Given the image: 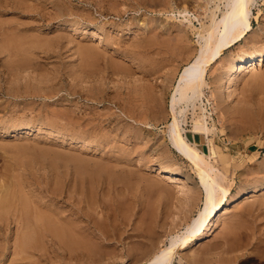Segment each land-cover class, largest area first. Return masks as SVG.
<instances>
[{"label":"rangeland","instance_id":"obj_1","mask_svg":"<svg viewBox=\"0 0 264 264\" xmlns=\"http://www.w3.org/2000/svg\"><path fill=\"white\" fill-rule=\"evenodd\" d=\"M211 1L0 0V196L11 205L2 204L1 196L0 264H144L203 208L200 179L172 147L168 130L174 83L200 48L198 34L202 24L210 23L205 7L213 6ZM184 9L192 27L177 13ZM253 12L248 39L227 50L204 90L213 112L214 164L234 197L264 184V65L237 74L238 90L227 99L222 120L223 106L213 110L220 97L211 99L212 105L206 99L216 91L213 79L227 69L229 59L264 50V0H256ZM142 43L152 44L145 48ZM199 111L190 108L184 128L188 139L209 154L206 135L190 131ZM8 123L9 133L1 132ZM28 129L30 135L17 132ZM81 141L92 142V148L78 147ZM160 164L190 179L157 175L152 168ZM263 186L258 197L231 206L201 248L186 250L174 264H264ZM26 206L36 217L35 222L30 216L28 225L55 222L69 228L77 223L71 227L83 235H75L70 250L41 232L35 246L22 249L24 229L15 220ZM48 210H56L57 217ZM25 252L34 258L25 259Z\"/></svg>","mask_w":264,"mask_h":264},{"label":"bare ground","instance_id":"obj_2","mask_svg":"<svg viewBox=\"0 0 264 264\" xmlns=\"http://www.w3.org/2000/svg\"><path fill=\"white\" fill-rule=\"evenodd\" d=\"M166 2V1H165ZM256 0H212L211 3H213L212 5H209L210 3L208 2V5L205 7V9L208 11V14H210V23L207 25L202 24V30L199 32L198 37L201 39L200 41V48L198 49L196 55L191 59V61L189 63H187L182 70L180 71L175 83H174V87H173V94L170 96L171 97V101H170V107H171V112L173 115V120L172 122H170L169 125V139L171 142L172 147L184 158L186 159L192 166V168L195 170V172L197 173L199 179H200V183H201V188L204 190L205 193V198L203 199V208H201L198 212V214L193 217L191 219V221L189 223H187L186 225L183 226V228H181L179 231L175 232V233H170L167 236V241L164 245H162L157 252L153 253L151 256H149V258L147 259V261H145L144 264H174L175 260L177 258H180V256L189 249V251H192L194 248H196L197 246L199 248H201L203 241L211 236L214 232V229L217 227L221 217H223V215L225 216L229 209L232 207H238L240 206V204L248 202L250 200H253V198L258 197L259 192L261 190V187L264 185H262L261 183L258 184L256 183L255 185H253L249 191L247 192H243L240 195H237V197H234L232 195V191L230 188L226 187L225 185H223V180L225 177H223V175L220 174L219 169L216 167V163L214 164V162L216 161L218 154L217 151L215 150L214 144L212 142V138L210 135V128H213V132H214V126L212 124H210V121H212V116H213V112L209 111V107L207 108V104H205V100L204 97L205 95V88H209L210 87V83L208 82V75L211 73V70L213 69V67L221 60L223 59V56L226 54L227 50H229L230 48H232L233 46H236L238 43L243 42V40L248 39L247 36L249 34H251L252 30H253V17H254V12H253V7L255 5ZM166 7V6H165ZM172 7V6H171ZM176 8V7H175ZM177 9V8H176ZM175 9V10H176ZM198 9V7H197ZM169 10V9H168ZM167 10V11H168ZM179 11V10H178ZM170 12V11H169ZM168 13V12H167ZM179 15H182L184 19H187L189 21L190 26H193V22L191 21V19L188 18V14L190 12H188V10L184 9L181 10L179 12ZM190 16V15H189ZM209 19V16H207ZM193 19V18H192ZM209 21V20H208ZM142 23V22H141ZM207 23V22H206ZM77 24V23H76ZM79 24V23H78ZM143 25V24H142ZM141 25V26H142ZM148 25V24H147ZM79 26V25H78ZM75 26H73L74 28ZM77 27V25H76ZM75 27V29H76ZM80 27V26H79ZM138 27V26H137ZM121 28V27H120ZM165 28V27H164ZM78 29V28H77ZM98 29V27H97ZM197 29V28H196ZM85 30V29H84ZM156 30V28H155ZM179 30V29H178ZM183 30V29H182ZM98 31V30H97ZM96 31V32H97ZM140 31V30H139ZM143 31V30H142ZM197 31V30H196ZM195 31V32H196ZM261 31V30H260ZM264 31V30H262ZM95 32V33H96ZM100 32V31H99ZM145 32V31H144ZM143 32V33H144ZM256 32V31H255ZM98 33V32H97ZM96 33V34H97ZM264 34V33H262ZM260 35V34H259ZM252 36V35H251ZM254 36V34H253ZM264 36V35H263ZM254 38V37H253ZM257 38V36H256ZM254 38V39H256ZM258 39V38H257ZM264 39V38H263ZM145 40V39H144ZM153 40V39H152ZM12 41V40H11ZM30 41V40H29ZM34 41V40H32ZM151 41V40H150ZM149 41V42H150ZM251 40H249L250 42ZM253 41V39H252ZM257 40H254V42ZM260 41V39H259ZM10 42V41H9ZM152 42V41H151ZM258 42V41H257ZM262 42V41H261ZM264 42V41H263ZM12 43V42H11ZM38 43V42H37ZM36 43V45H37ZM141 43V42H140ZM139 43V44H140ZM17 44V43H16ZM20 44V43H18ZM30 45V43H28ZM31 44L33 45V42H31ZM35 44V43H34ZM39 44V43H38ZM144 45H146L145 43H142ZM152 44V43H151ZM149 44V45H151ZM248 44V43H247ZM252 44V43H251ZM256 44V43H255ZM262 44V43H261ZM12 45V44H11ZM143 45V46H144ZM149 45L144 46L145 48ZM254 45V44H253ZM15 46V45H14ZM17 46V45H16ZM16 46L14 48H16ZM34 46V45H33ZM139 47H142L140 45H138ZM153 46V45H152ZM260 46V45H259ZM10 47V46H9ZM19 47V46H17ZM20 47H24L23 45ZM28 47V46H27ZM138 47V48H139ZM254 47V46H253ZM7 48V47H6ZM37 48V47H36ZM262 48V47H261ZM18 49V48H17ZM28 49V48H27ZM32 49V48H31ZM141 49V48H140ZM245 49V48H244ZM248 49V48H247ZM251 49V48H250ZM25 50V49H23ZM89 50V49H88ZM28 52V51H26ZM244 52V51H243ZM248 52V51H247ZM244 53L243 56H240L239 58H231L228 61L227 65V69L225 71H223L222 73H220L216 78H214V83L217 84L216 87V91H212L210 94V98L206 99L208 100L207 102L210 103V105H212L211 103V99L217 100V97H220L218 100V107L214 106V111L216 112L218 108L222 107V110L219 109V117L224 118V112L228 109V98H230L231 96L236 94L237 89V74L238 73H242L244 74V72L247 71H251L255 68H259V66H263L264 65V50L263 49H257L254 51H251L249 53ZM21 53V52H20ZM239 53V52H238ZM228 58V57H227ZM12 59V58H11ZM225 61V58H224ZM10 62V61H9ZM28 62V61H27ZM226 62V61H225ZM223 65V63H222ZM225 65V66H226ZM19 66V65H18ZM224 65L222 67H225ZM21 67V66H20ZM16 68V67H15ZM222 69V68H220ZM224 69V68H223ZM261 70V68H260ZM256 72H258L256 70ZM251 73V72H249ZM21 74V73H20ZM213 75V74H212ZM241 75V74H239ZM255 76V75H254ZM214 77V76H213ZM239 77V76H238ZM257 79L259 80L258 76L256 75ZM255 77V78H256ZM261 78V77H260ZM263 78V77H262ZM212 81V80H211ZM213 83V81H212ZM214 87V86H213ZM151 92V90H150ZM153 93V92H152ZM150 95V94H149ZM153 95V94H151ZM155 95V94H154ZM159 97L161 96V94H158ZM159 97L158 98L159 100ZM149 98V97H148ZM161 99V98H160ZM151 100L152 97H151ZM156 100V99H155ZM158 100L156 101V103L158 102ZM161 100H164L163 97ZM162 102V101H161ZM155 103V102H154ZM155 103V104H156ZM224 105H226L224 107ZM153 106V105H152ZM157 107V106H156ZM200 109V114L193 118V125L191 128V132L194 134H204L206 135V139L209 143V154H207L205 151L203 152L202 150H200L197 145L193 142H191L188 139V136L186 135V130L184 128V123L186 122V118H187V114L188 111H190V108H193V111L196 110V108ZM164 108V107H163ZM149 109V108H148ZM240 110V109H239ZM150 111V109H149ZM163 112V111H162ZM192 112V111H191ZM247 112V111H246ZM226 113V112H225ZM193 114V113H192ZM227 114V113H226ZM195 116V114L193 115ZM142 118V117H141ZM10 125V123L7 124V126ZM12 125V124H11ZM10 125V126H11ZM27 125V124H26ZM22 126V125H21ZM24 126V125H23ZM22 126V127H23ZM27 126H31V125H27ZM2 127V126H1ZM14 127V126H13ZM16 127V125H15ZM42 128V127H41ZM9 126L7 129L2 130L1 132H4L6 134L9 133L8 131ZM12 129V128H11ZM14 129V128H13ZM24 129V128H23ZM27 129V127H26ZM42 130V129H41ZM44 131V130H43ZM19 134L23 133H28L29 135L31 134V130H21V131H17ZM34 132V131H33ZM40 135L42 134L40 129L35 132ZM45 132V131H44ZM11 134V133H10ZM51 134V133H50ZM54 133H52L53 135ZM23 135V134H22ZM19 135V136H22ZM37 135V134H36ZM38 135V136H39ZM57 135V134H56ZM13 136V135H12ZM59 139L60 142H65L68 143L66 138L59 135ZM214 138V137H213ZM68 139V138H67ZM86 141V140H85ZM72 143V142H71ZM93 144L92 142L90 143L89 141L87 142H79L78 147H85L84 149H86V147H91L92 148ZM87 148V149H88ZM221 153V152H220ZM239 154V153H238ZM238 158V157H237ZM218 161V159H217ZM161 165V164H160ZM166 165H161L158 168H152L153 171H157V175H163L166 174L168 176L169 179H172L174 181H179V182H186L187 180H189L190 178H188L189 176H180L177 173L171 171L168 167H165ZM149 167V166H148ZM153 173V172H152ZM225 175V174H224ZM165 176V175H164ZM223 177V179H222ZM230 177V176H229ZM226 179V178H225ZM171 180V181H172ZM229 181V180H228ZM231 181H233L231 179ZM260 181V180H259ZM262 182V180L260 181ZM188 183V182H187ZM183 184V183H182ZM235 184V183H234ZM254 184V183H253ZM185 185V184H184ZM228 185V184H227ZM20 186V184H19ZM230 187V186H229ZM264 187V186H263ZM13 188V187H12ZM17 188V187H16ZM20 188V187H19ZM7 189V188H5ZM4 189V190H5ZM184 189V188H183ZM8 190V189H7ZM10 190V188H9ZM14 191V190H13ZM17 191V190H16ZM8 192H12V190L8 191ZM7 192V193H8ZM24 192V191H23ZM6 193V194H7ZM9 194H4L5 196L10 195ZM18 193V192H17ZM21 193V192H20ZM240 193V192H239ZM3 194V193H1ZM14 194V193H13ZM12 194V195H13ZM27 194V193H26ZM11 195V197H13ZM15 195V194H14ZM25 197V194H23ZM2 196V195H1ZM0 196V199L3 197ZM22 196V195H21ZM17 197V196H16ZM30 197V196H29ZM5 197H3V202L2 204L7 205L8 202L5 199ZM8 198V197H7ZM23 198V197H22ZM27 201L32 198L30 197ZM80 198V197H79ZM12 199V198H11ZM18 199V198H17ZM36 199V198H35ZM15 200V196L13 198V201ZM21 200V199H20ZM6 201V202H5ZM11 202V201H10ZM18 202V201H16ZM24 202V201H23ZM36 200L34 201V205ZM7 203V204H6ZM33 203V202H32ZM31 203V205H32ZM1 204V203H0ZM15 204V203H14ZM18 205H20V203H17ZM3 205V206H4ZM13 205V204H12ZM18 205H16L18 207ZM23 205V204H22ZM25 205V204H24ZM27 205V204H26ZM30 205V206H31ZM33 205V206H34ZM9 206V205H7ZM6 206V207H7ZM40 206V205H39ZM38 206V207H39ZM230 206V207H229ZM11 207V205L9 206ZM86 207V206H85ZM84 207V208H85ZM5 209V206L3 207ZM3 208H1L0 210L2 211ZM8 208V207H7ZM16 208V207H15ZM29 206L24 209H22V212L20 214V219L18 218V220L15 222L20 223L22 226V228L24 229V233H23V237H21L22 239V249L27 247V244H32L31 246H35V243L38 242L39 239H41V234L45 233L44 235L48 236H52L51 240L53 239V237H57L59 238V240L62 243V246H67L70 250H71V244L70 241L71 240H75L76 238V234H82L80 228L77 229L76 224H74L70 219V217L68 218L69 220H71V222L73 223L72 225H69L71 222L68 221L66 224L69 225L70 227L75 225L74 227L76 228L74 230L73 227H69V228H65L63 225L59 226L58 224H55V222H49L47 223L45 226L42 227H38L37 224L39 223H35L36 221V217L34 216V212L29 211ZM32 208V207H31ZM83 208V209H84ZM10 208H8L9 211ZM17 209V208H16ZM19 209V207H18ZM34 209V208H33ZM36 210H38V208H36ZM82 209H79V211ZM12 211H18V210H12ZM34 211V210H33ZM53 211V210H48ZM47 211V212H48ZM10 212V211H9ZM41 212V211H40ZM55 212L56 210H54V212H50L54 214V219L57 217H55ZM1 213V212H0ZM34 213V214H33ZM62 213V212H61ZM9 214V213H8ZM13 214V212H12ZM12 214L10 215V217L12 216ZM15 214V213H14ZM60 214V213H59ZM58 214V215H59ZM80 214V213H79ZM82 214L83 213L82 211ZM5 215H7L5 213ZM17 215V214H16ZM43 215V213L41 214ZM30 216H33L32 219H34L31 225H28L26 222L31 220ZM39 216V215H38ZM49 216V215H47ZM51 216V214H50ZM61 216V215H60ZM68 217L67 215H64L63 217ZM83 216V215H82ZM85 216V215H84ZM13 217V216H12ZM17 217V216H15ZM65 217V219H66ZM1 218L3 219V217L1 216ZM14 218V217H13ZM38 218V217H37ZM43 218V216H42ZM62 218V216H61ZM84 218V217H83ZM86 218H91L86 217ZM6 219V220H5ZM8 218H4V220L7 222L9 220H7ZM10 219V218H9ZM15 219V218H14ZM12 219V221L14 220ZM17 219V218H16ZM40 219V216H39ZM46 219V218H43ZM49 219V218H48ZM58 219V218H57ZM56 219V220H57ZM64 219V218H62ZM67 219V220H68ZM73 219V218H72ZM75 220H77L76 218H74ZM1 220V219H0ZM3 220V221H4ZM47 220V219H46ZM44 220V222L46 221ZM50 220V219H49ZM61 220V219H58ZM90 220V219H89ZM43 222V220H40ZM63 221V220H62ZM78 221V220H77ZM83 221V220H82ZM85 221V220H84ZM66 222V220H65ZM64 222V223H65ZM80 222V221H78ZM3 223V222H2ZM1 223V224H2ZM5 223V222H4ZM3 223V226H4ZM11 223V222H10ZM14 223V222H13ZM30 223V222H29ZM62 223V222H61ZM89 223V221L87 222ZM8 224V223H7ZM91 224V223H90ZM81 225V224H80ZM8 226V225H7ZM41 226V225H40ZM79 227V225H77ZM85 226V225H84ZM88 226V225H87ZM9 227V226H8ZM83 227V226H82ZM6 228V227H5ZM22 229L20 226H18V229ZM73 228V229H72ZM86 228V227H84ZM19 229V230H20ZM88 229V228H87ZM1 230V229H0ZM23 231V230H22ZM21 231V232H22ZM86 231V229H85ZM84 229L83 232L85 233ZM42 232V233H41ZM100 232V231H98ZM103 233V232H102ZM100 233V235L102 234ZM21 234V233H20ZM87 234V233H85ZM93 234V233H92ZM19 235V232H18ZM91 236V234H90ZM99 236V235H98ZM46 237V238H47ZM82 237V236H81ZM84 237V236H83ZM82 237V239H83ZM97 237V235H96ZM49 238V237H48ZM88 238V237H87ZM95 238V236H93V239ZM50 239V238H49ZM49 239H48V243L49 244ZM89 239V238H88ZM97 239V238H96ZM95 239V240H96ZM19 240V239H18ZM55 240H57L55 238ZM53 240V241H55ZM91 240V239H90ZM94 241V240H93ZM98 241V240H97ZM17 242V241H16ZM42 242V241H41ZM46 242V241H45ZM52 242V241H51ZM58 242V241H57ZM92 242V241H91ZM19 244L20 241L18 242ZM56 243V242H55ZM96 243V242H95ZM99 243V242H98ZM38 244V243H37ZM41 244V243H40ZM58 244V243H57ZM74 243H72L73 245ZM85 241H84V245H85ZM39 245V244H38ZM52 245V244H51ZM83 245V246H84ZM100 245V244H98ZM58 246V245H57ZM56 246V247H57ZM89 246V245H88ZM93 246V245H92ZM95 246V245H94ZM209 246V245H208ZM40 247H43L42 245ZM39 247V250H40ZM74 247V246H73ZM215 247V246H214ZM31 248V247H30ZM35 248V247H34ZM37 248V247H36ZM83 248V247H82ZM85 248V246H84ZM205 248V247H204ZM210 248V247H209ZM21 249V250H22ZM32 249V248H31ZM31 249L26 251H30L31 253ZM38 249V248H37ZM62 249V248H60ZM68 249V250H69ZM74 249V248H73ZM76 249V248H75ZM87 249V248H85ZM206 249V248H205ZM25 250V249H24ZM35 250V249H34ZM43 250V249H42ZM80 250V249H78ZM89 250V249H87ZM92 250V249H91ZM95 250V249H94ZM204 250V249H203ZM209 250V249H206ZM205 250V251H206ZM17 251V249H16ZM15 251V253H16ZM37 251V250H36ZM34 251V252H36ZM75 251V250H74ZM21 252V251H20ZM33 252V253H34ZM64 252V251H63ZM67 252V251H66ZM84 252V251H83ZM92 252V251H91ZM193 252V251H192ZM190 252V253H192ZM198 252V251H197ZM19 253V252H18ZM70 253V252H69ZM85 253V252H84ZM205 253V252H204ZM10 254V253H9ZM25 254L27 256H24L25 259H27V257L31 258L32 256H29L27 254V252H25ZM36 253H34L35 255ZM40 253H38L39 255ZM44 254V253H41ZM73 254V252H72ZM79 254V253H77ZM82 254V253H81ZM79 256V258H81L82 256ZM90 254V253H89ZM96 254V253H94ZM195 253H193V256ZM21 255V254H20ZM76 255V254H75ZM197 255V254H196ZM23 255H21L22 257ZM45 256V254H44ZM73 256V255H72ZM86 255L84 254V257ZM88 256V255H87ZM92 256V255H91ZM148 256V255H147ZM192 256V254L190 255ZM192 256V257H193ZM198 256V255H197ZM19 257V258H21ZM71 257V256H70ZM196 257V256H195ZM22 257V260L24 259ZM34 258V256H33ZM78 258V257H77ZM93 258V257H91ZM14 259V258H13ZM16 259V258H15ZM74 259V258H73ZM29 260V259H28ZM48 260V259H47ZM72 260V259H71ZM78 260V259H77ZM196 260V258H195ZM12 261V260H11ZM16 261V260H15ZM17 261H20L17 259ZM30 261V260H29ZM64 261V260H63ZM189 261V260H188ZM14 262V261H13ZM43 262V261H42ZM78 262V261H77ZM179 262V260H178ZM182 262V261H180ZM141 263V262H140ZM191 263V262H190ZM25 264V263H24ZM30 264V263H29Z\"/></svg>","mask_w":264,"mask_h":264}]
</instances>
